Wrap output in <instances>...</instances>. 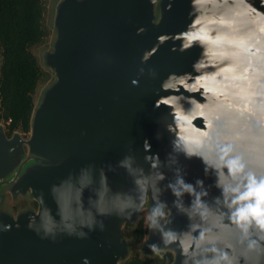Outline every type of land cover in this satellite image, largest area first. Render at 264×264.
<instances>
[{
	"label": "clouds",
	"instance_id": "clouds-1",
	"mask_svg": "<svg viewBox=\"0 0 264 264\" xmlns=\"http://www.w3.org/2000/svg\"><path fill=\"white\" fill-rule=\"evenodd\" d=\"M150 2L155 5L156 0ZM174 3L167 0L165 10L171 12ZM188 16L191 22L184 30L156 37L131 80L139 87L141 78H159L154 67L144 66L169 41L173 52L202 49L192 65L195 75L169 73L156 93L155 109L169 110L158 119L156 139L167 133L170 151L164 159L149 154L151 145L145 139L142 161L129 146L115 164L98 167L90 162L70 171L48 189L55 211L40 190L35 195L39 214L28 215L24 225L40 240H88L93 232L107 231V220L130 221L150 203L144 215L150 233L146 247L152 256L165 260L170 249L175 264H264V32L257 31L264 25V13L250 0H190ZM146 31L138 27L136 35ZM239 33H254L246 55L215 50L225 35ZM233 67L248 73V96L243 100L226 83L225 73ZM210 82L229 90L217 96L207 86ZM161 91L170 94L159 95ZM198 120L203 127L197 126ZM15 150L10 148L9 154ZM193 159L201 161L204 178L189 182L182 160ZM121 171L130 187L115 189L108 174ZM208 179L213 182L206 184ZM213 189L219 194L213 195ZM180 217L187 220L182 228L177 224ZM14 226L21 228L20 223ZM12 229L13 224L0 220V237ZM82 264L91 262L85 257Z\"/></svg>",
	"mask_w": 264,
	"mask_h": 264
},
{
	"label": "water",
	"instance_id": "water-1",
	"mask_svg": "<svg viewBox=\"0 0 264 264\" xmlns=\"http://www.w3.org/2000/svg\"><path fill=\"white\" fill-rule=\"evenodd\" d=\"M250 3L264 13L262 0H250ZM166 4L167 0H156L155 5L150 0L63 2L56 22L58 41L47 58L48 65L57 74V82L36 111L31 139L25 141L18 134L8 138L0 125V180L8 178L14 171L20 173L11 181L13 196L30 193L39 205L35 195L43 190L49 206L55 211V205L47 195L50 185L86 163H95L98 167L109 162L115 164L129 146L136 150L142 161L146 154L143 149L145 139L151 145L149 154L159 153L164 159L170 151L169 137L165 133L162 140L156 139L160 130L157 122L169 110L164 106L155 109V101L159 98L156 93L169 73L195 75L192 65L202 52L200 47L184 53L173 52L169 41L144 66L154 67L159 78L149 80L144 77L140 79L139 87L131 85L141 66L143 52L155 45L156 37L180 32L191 22L188 16L190 0H175L171 12L165 10ZM157 6L159 20H155ZM138 27H145L147 31L137 36ZM257 31L264 32V25ZM253 34L225 35L215 50L246 55L252 46L250 35ZM179 43L176 42L177 47ZM108 58L112 59L111 63L107 62ZM225 75L229 89L239 99L248 96L247 72L233 67ZM207 86L213 88L217 96L229 90L211 82ZM196 98L202 100L199 95ZM235 107L239 109L240 105ZM196 124L203 127L200 120ZM25 145L31 155L26 159ZM13 147L16 150L10 155L8 150ZM57 161L63 163L59 167L52 166ZM182 162L187 165L189 182L204 178L200 160ZM108 175L115 189L130 187V181L122 171ZM205 182L211 184L213 181ZM212 191L213 195L219 194L216 189ZM167 198L172 199L170 193ZM39 211L40 205L38 212L31 210L17 217L0 215L4 223L13 224L12 231L0 237V264H82L85 257L91 264H119L128 254L122 225L124 222L133 224L138 218L135 215L130 221L112 218L106 221L107 231L93 232L88 240L65 238L54 244L40 240L24 227L28 215L39 214ZM14 223H20L21 228L17 230ZM186 223L184 217L177 220L181 228ZM145 249L150 253L147 247ZM172 264H175V258Z\"/></svg>",
	"mask_w": 264,
	"mask_h": 264
},
{
	"label": "trees",
	"instance_id": "trees-1",
	"mask_svg": "<svg viewBox=\"0 0 264 264\" xmlns=\"http://www.w3.org/2000/svg\"><path fill=\"white\" fill-rule=\"evenodd\" d=\"M46 12V0H0V121L10 135L30 132L35 96L51 77L34 53L50 36ZM125 264L147 263L137 258Z\"/></svg>",
	"mask_w": 264,
	"mask_h": 264
},
{
	"label": "rangeland",
	"instance_id": "rangeland-1",
	"mask_svg": "<svg viewBox=\"0 0 264 264\" xmlns=\"http://www.w3.org/2000/svg\"><path fill=\"white\" fill-rule=\"evenodd\" d=\"M64 1L66 0H46V7H47L46 24L48 26V29L50 30V36L47 39L46 43L34 49V53L38 57L43 69L49 72L51 77L47 82L43 83L37 91V94L35 96V110H34L33 118L36 114V111L42 105L46 93L57 82V74L55 70L48 65L47 58L49 54L54 52L55 45L58 41V29L56 22L59 13V8ZM155 17H156L155 20H159L160 18L159 6L156 7ZM1 65H2V58L0 55V69H1ZM33 118H32V122H33ZM0 125L4 127L5 131L8 134H10L9 125L7 122L0 121ZM15 134L20 135L22 139H24L25 141H29L32 136V123H31V130L28 134L23 133L21 130H18L15 133H13V135ZM25 149H26V156H25L26 159L28 157H31V155L29 153V147L27 145H25ZM30 164L28 166H30ZM8 178L3 179L2 181L7 180ZM12 187H13V183L8 185H0V215L7 214L17 217L21 213L31 210L38 212L39 205L35 201V199L30 195V193H27L26 195L18 194L15 197L12 194ZM149 207H150V203H146L144 206V211L141 212L140 215H138V218L133 224H128L127 222H124V224L122 225L121 228L122 234H123V238L126 240L128 245V254L125 259L119 262V264H125L137 258L143 260L147 264H172V262L174 261L175 253L170 249L167 250L165 260H160L159 258L152 256L145 249L148 238L150 237V233L145 228L144 213L147 212ZM141 225H142L141 232L143 234L142 237L143 239L139 241L137 240V238L140 237L139 228H141Z\"/></svg>",
	"mask_w": 264,
	"mask_h": 264
},
{
	"label": "flooded vegetation",
	"instance_id": "flooded-vegetation-1",
	"mask_svg": "<svg viewBox=\"0 0 264 264\" xmlns=\"http://www.w3.org/2000/svg\"><path fill=\"white\" fill-rule=\"evenodd\" d=\"M5 132H6V131H5ZM6 135H7L8 138H12V137H13V134L10 135V134H8L7 132H6ZM19 175H20V173L18 172V170H17V171H14V172L9 176V178H8L7 180L0 181V185H8V184H12L11 181H12L14 178H17Z\"/></svg>",
	"mask_w": 264,
	"mask_h": 264
}]
</instances>
